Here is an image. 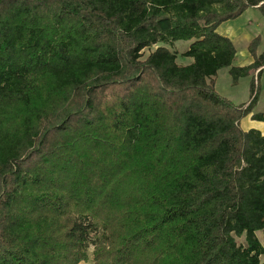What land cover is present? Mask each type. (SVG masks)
<instances>
[{
	"label": "trees",
	"instance_id": "1",
	"mask_svg": "<svg viewBox=\"0 0 264 264\" xmlns=\"http://www.w3.org/2000/svg\"><path fill=\"white\" fill-rule=\"evenodd\" d=\"M251 6L0 0V264H264L259 86L215 88L264 67L217 31Z\"/></svg>",
	"mask_w": 264,
	"mask_h": 264
},
{
	"label": "crops",
	"instance_id": "2",
	"mask_svg": "<svg viewBox=\"0 0 264 264\" xmlns=\"http://www.w3.org/2000/svg\"><path fill=\"white\" fill-rule=\"evenodd\" d=\"M248 9H251L252 15H255V10H260L258 6H251ZM246 10V11H247ZM252 18H250V22ZM237 21L233 19L226 20L222 22L217 31L223 35H226L232 39L236 47V56L233 64L236 66H243L251 63L254 60L252 53L248 50L249 43L254 37L257 35V30H246L244 28H239L237 26ZM259 35V34H258ZM239 43L245 46V49L242 52H239ZM264 51V48H257V52L261 53ZM239 55H242L240 60ZM182 57V56H181ZM179 60V59H178ZM193 59H190L188 62H184L183 64H188ZM179 62V61H178ZM224 72V77L228 81V89L222 90L219 88V74ZM228 74V75H226ZM253 76L255 77L256 83L258 84V99L253 111L247 116L243 117L240 121V125L244 130H249L251 128L259 129L264 134V120L256 119L253 117L254 113H260L264 115V67H260L254 73L248 76H242L237 81H233L232 75L230 74V67L221 68L217 75L215 76V88L216 90L228 98L235 104H241L249 101L250 99V86ZM257 236L262 241V235H264V229L256 231Z\"/></svg>",
	"mask_w": 264,
	"mask_h": 264
},
{
	"label": "rangeland",
	"instance_id": "3",
	"mask_svg": "<svg viewBox=\"0 0 264 264\" xmlns=\"http://www.w3.org/2000/svg\"><path fill=\"white\" fill-rule=\"evenodd\" d=\"M247 10V9H246ZM244 11L241 15H239L238 17L234 18L233 20H236L237 22V26L239 28H244L246 30H251L253 28L252 31L257 30V36H259L260 41H259V45L258 48H264V13L261 10H255V15L253 16L251 13V9H248L247 11ZM250 18H252L251 23H249ZM259 34V35H258ZM255 38V37H254ZM253 40V39H252ZM251 40V41H252ZM250 41V42H251ZM189 41H185V40H180L179 42H175L173 45H170L171 48H175L176 50H178L179 52L183 51L184 49H186L189 46ZM155 44L151 47L146 48L145 50H143V56L142 59H144L152 50H154L158 45ZM245 49V46L243 44L239 43V52L241 53L242 50ZM249 50V49H248ZM250 51V50H249ZM239 58L241 60L242 55H239ZM178 61L180 63H184V62H188L190 59H192L191 57H185V56H179L178 57ZM219 88L222 90H226L228 89V81L225 79L224 77V72H221L219 74ZM228 75V74H226ZM239 242H244V237H238L237 238ZM262 240L264 242V235H262ZM92 254H93V247L90 248L89 250V257L88 259L80 262V264H92ZM262 261H264V254L261 256Z\"/></svg>",
	"mask_w": 264,
	"mask_h": 264
}]
</instances>
